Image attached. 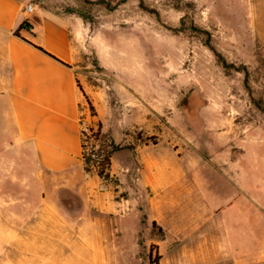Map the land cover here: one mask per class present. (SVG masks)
<instances>
[{
  "label": "rangeland",
  "instance_id": "obj_1",
  "mask_svg": "<svg viewBox=\"0 0 264 264\" xmlns=\"http://www.w3.org/2000/svg\"><path fill=\"white\" fill-rule=\"evenodd\" d=\"M21 1L82 20L75 65L83 152L90 164L111 152L105 180L119 210H214L212 196L224 187L222 199L235 196L219 171L232 156L247 174V210H264V0ZM160 157L180 167L167 176L161 205V192L145 186L159 178L149 165ZM59 195V207L76 213L66 218L77 221L81 200ZM236 195L233 204H243L245 195ZM64 218L56 217L57 264L65 233L75 234L63 230ZM172 218L165 212L163 223ZM141 244L122 264L157 263L155 245L150 254ZM10 254L14 247L0 245V264Z\"/></svg>",
  "mask_w": 264,
  "mask_h": 264
},
{
  "label": "crops",
  "instance_id": "obj_2",
  "mask_svg": "<svg viewBox=\"0 0 264 264\" xmlns=\"http://www.w3.org/2000/svg\"><path fill=\"white\" fill-rule=\"evenodd\" d=\"M33 5L27 12L21 0H0V245L15 248L1 264H57L56 217L62 214L63 230L75 234L65 233L58 264H122L128 253L140 254L142 239L150 254L155 245V264H264V210H247L241 156L222 158L221 183L233 184L235 196L228 190L222 199L224 187L212 196L214 210L118 209L121 202L106 180L83 162L84 92L75 65L82 20ZM261 15L264 22V10ZM156 162L149 167H158L159 178L145 186L161 192V205L167 176L180 174V167L169 168L165 157ZM198 184L191 190H200ZM237 189L243 204H233ZM61 192L81 200L73 223L66 216L76 213L59 207ZM165 212L174 217L167 225Z\"/></svg>",
  "mask_w": 264,
  "mask_h": 264
},
{
  "label": "trees",
  "instance_id": "obj_3",
  "mask_svg": "<svg viewBox=\"0 0 264 264\" xmlns=\"http://www.w3.org/2000/svg\"><path fill=\"white\" fill-rule=\"evenodd\" d=\"M27 24H28V21L24 20L22 22V24H21V27L25 26ZM15 33L18 34V30L15 31ZM32 44L35 45L37 48L43 50L47 54L51 55L52 57L56 58L57 60H60L64 64L69 65L68 63H66L63 60L59 59L57 56H55L51 52H49L46 49H44L42 46L34 44V43H32ZM111 156H112L111 152L107 151V152L104 153V155L101 157L100 160H95L92 164H90V160H92V158L90 156H86V154L83 152L84 167L87 170H95L99 176H101L104 179H108V177L110 175L109 169H110V166H111Z\"/></svg>",
  "mask_w": 264,
  "mask_h": 264
},
{
  "label": "built area",
  "instance_id": "obj_4",
  "mask_svg": "<svg viewBox=\"0 0 264 264\" xmlns=\"http://www.w3.org/2000/svg\"><path fill=\"white\" fill-rule=\"evenodd\" d=\"M25 10L27 12H31L34 10V5L31 3V4H27L26 7H25Z\"/></svg>",
  "mask_w": 264,
  "mask_h": 264
}]
</instances>
